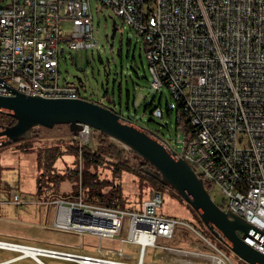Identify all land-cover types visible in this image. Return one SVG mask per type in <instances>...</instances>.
<instances>
[{
  "label": "built area",
  "instance_id": "built-area-1",
  "mask_svg": "<svg viewBox=\"0 0 264 264\" xmlns=\"http://www.w3.org/2000/svg\"><path fill=\"white\" fill-rule=\"evenodd\" d=\"M91 1L9 0L1 6L0 79L25 95L82 98L77 84L59 83V59L66 50L96 46ZM93 1L141 37L149 88L166 89L180 104L183 122L177 123L175 140L179 150L165 143L191 167L222 211L250 225L242 241L264 255V0ZM62 21L71 22L66 35ZM0 95H10L1 83ZM151 117L162 118L160 107L151 111ZM89 134L90 128L82 126L75 140L86 145ZM213 192L218 193L219 203L211 197ZM80 197L79 191L76 200L70 199L68 221L62 209L58 211L54 228L96 243L51 247L0 241L1 251L13 253L0 264L25 259L44 264L41 257L76 264H144L147 247L159 252L158 262L152 264H231L193 227L157 215L162 203L159 192L142 201L140 210L86 204ZM13 202L21 205L15 195ZM124 221L122 239L118 236ZM178 228L195 237L193 247L162 244L178 241ZM102 240L109 243L103 246ZM115 243L136 246L135 263Z\"/></svg>",
  "mask_w": 264,
  "mask_h": 264
},
{
  "label": "rangeland",
  "instance_id": "rangeland-1",
  "mask_svg": "<svg viewBox=\"0 0 264 264\" xmlns=\"http://www.w3.org/2000/svg\"><path fill=\"white\" fill-rule=\"evenodd\" d=\"M8 1L0 0V7ZM90 9L93 40L96 46L78 52L66 50L59 59V83L77 84L82 98L88 97L105 106L108 102L102 98L103 90L109 91L110 101L115 105L114 110L120 112L125 120L156 133L163 141H168L173 150L177 152L179 150V147L175 145L177 123H182L183 120H179L176 103L166 89L160 88L159 91L153 92L149 88V75L141 37L130 30L120 17L100 3L92 0ZM113 24L116 31L113 39H110ZM61 28L66 35L72 29L71 22L62 21ZM78 78L80 82L77 81ZM158 104L162 111V118L154 119L151 117V111ZM168 108H171L169 112H167ZM98 134L97 131L90 129L89 141L86 145L91 149L97 145ZM24 139L30 141L34 148H38L51 145L60 146L76 138L67 126L58 125L50 129L34 127L28 131ZM113 143L122 148L121 145ZM76 161H79L80 168L79 158L71 153H65L55 162L54 167L60 174H66L74 169ZM98 172H100V178H111L110 173L104 169ZM37 176L34 152L15 150L13 143L0 145V241L51 247L58 245L76 247L96 243V240L90 237L79 238L55 230L53 224L58 211L72 207L69 196H63L70 193L72 183L66 180L60 185L51 201H43V199L40 201L35 194ZM117 183L125 200L119 208L140 210V202L147 197L149 192L148 185L127 173L121 174ZM160 194L162 203L156 209L157 215L185 222L216 244L226 254L231 264H246L220 241L214 239L197 213L185 204L173 189L165 186ZM14 195L18 197L21 205L13 202ZM210 195L216 203H219L218 193L213 192ZM56 196H61V198L56 200ZM126 227L127 224L124 221L119 238L126 237ZM177 233H179L178 241L162 244L191 248L197 241L185 228H178ZM101 243L104 246L109 241L102 240ZM115 247L122 248L125 254L131 256L130 262L135 263L136 246L130 244L121 246L115 243ZM72 251L79 253L75 249ZM158 253L155 249L147 247L144 264L157 263ZM12 255V252L0 250V260L10 258ZM40 259L44 264H76L59 259L44 257ZM16 264L36 263L31 259H25Z\"/></svg>",
  "mask_w": 264,
  "mask_h": 264
},
{
  "label": "water",
  "instance_id": "water-1",
  "mask_svg": "<svg viewBox=\"0 0 264 264\" xmlns=\"http://www.w3.org/2000/svg\"><path fill=\"white\" fill-rule=\"evenodd\" d=\"M116 29L112 25L110 39ZM78 82L81 80L78 78ZM0 83L10 95H0V113L15 119L11 126L0 125V145L16 142L26 137L34 127L53 128L67 126L73 136L87 126L132 151L150 164L159 179L199 216L203 225L230 251L246 264H264V255L245 245L250 225L240 217L222 211L210 198L191 167L179 158L155 133L125 120L111 109L83 98H43L25 95Z\"/></svg>",
  "mask_w": 264,
  "mask_h": 264
},
{
  "label": "trees",
  "instance_id": "trees-1",
  "mask_svg": "<svg viewBox=\"0 0 264 264\" xmlns=\"http://www.w3.org/2000/svg\"><path fill=\"white\" fill-rule=\"evenodd\" d=\"M102 98L108 105L98 103L88 97L83 98L100 105H103L116 114L122 116L114 110V102H111L110 92L103 90ZM159 107V104L154 108ZM179 113L180 104L176 103ZM152 109V110H153ZM171 108L167 109L169 112ZM15 119L10 115L0 113V125L11 126ZM156 134V133H155ZM15 150L21 152L35 153V162L38 176L35 179V194L41 201H51L56 195L60 185L69 180L72 189L68 195L69 199L76 200L78 192L81 193V202L106 207H119L125 200L121 194V189L117 181L121 174L127 173L148 185V199L153 192H159L165 185L158 177L154 168L137 157L132 151L119 148L103 134L97 135V145L91 149L87 145H80L75 139L62 145H51L49 147H33V144L26 139L13 142ZM65 153H71L80 160L75 162V167L66 174H60L54 167L55 162ZM104 169L110 173L111 178H100L99 170ZM169 187V186H168ZM61 196H56V200ZM140 202V206L141 203ZM186 204V203H185Z\"/></svg>",
  "mask_w": 264,
  "mask_h": 264
},
{
  "label": "bare ground",
  "instance_id": "bare-ground-1",
  "mask_svg": "<svg viewBox=\"0 0 264 264\" xmlns=\"http://www.w3.org/2000/svg\"><path fill=\"white\" fill-rule=\"evenodd\" d=\"M85 135H86V133L84 132V133H83V136H85ZM89 135H90V134H89ZM69 210H70V209H66V208H64V209L61 210V212H63V214L66 215V216H63V217H65L64 220H66V221L69 220V216H68V214H69ZM14 251H17V250L15 249ZM18 251H19V250H18ZM24 252H25V254L34 255V254H33L34 252H30V251H27V250H25Z\"/></svg>",
  "mask_w": 264,
  "mask_h": 264
},
{
  "label": "flooded vegetation",
  "instance_id": "flooded-vegetation-1",
  "mask_svg": "<svg viewBox=\"0 0 264 264\" xmlns=\"http://www.w3.org/2000/svg\"><path fill=\"white\" fill-rule=\"evenodd\" d=\"M112 107H114V106H112Z\"/></svg>",
  "mask_w": 264,
  "mask_h": 264
},
{
  "label": "crops",
  "instance_id": "crops-1",
  "mask_svg": "<svg viewBox=\"0 0 264 264\" xmlns=\"http://www.w3.org/2000/svg\"><path fill=\"white\" fill-rule=\"evenodd\" d=\"M60 72V71H59Z\"/></svg>",
  "mask_w": 264,
  "mask_h": 264
}]
</instances>
